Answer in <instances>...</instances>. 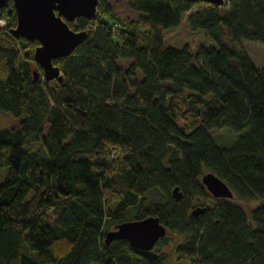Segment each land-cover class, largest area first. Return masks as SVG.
Returning a JSON list of instances; mask_svg holds the SVG:
<instances>
[{"label":"trees","instance_id":"16d2710c","mask_svg":"<svg viewBox=\"0 0 264 264\" xmlns=\"http://www.w3.org/2000/svg\"><path fill=\"white\" fill-rule=\"evenodd\" d=\"M8 2L0 10V264H168L125 240L105 246L129 207L132 221L152 216L165 226L159 245L176 237L179 262L264 264V67L241 42L264 45V0L224 8L98 0L95 19L68 24L88 37L53 61L62 84L34 81L38 42L10 35ZM224 129L236 139L220 148L211 133ZM204 172L254 205L213 198ZM151 190L164 202L146 205ZM199 202L211 205L194 217Z\"/></svg>","mask_w":264,"mask_h":264},{"label":"water","instance_id":"95a60500","mask_svg":"<svg viewBox=\"0 0 264 264\" xmlns=\"http://www.w3.org/2000/svg\"><path fill=\"white\" fill-rule=\"evenodd\" d=\"M8 1L12 2L15 14V26L9 30L10 35L15 39L38 42L33 61L40 71H32L34 81L42 75L46 82L57 80L62 84L64 79L53 61L71 55L88 37L87 31H74L68 24H74L78 18L95 19L98 0H0V10ZM185 1L204 2L220 8L226 5V0ZM201 183L213 198L230 200L234 197L229 187L211 172L202 175ZM171 196L176 201L181 199L178 187L172 190ZM204 212L205 208L197 207L191 215L198 217ZM166 234V228L158 218L150 216L120 223L115 230L105 234L104 244L109 246L114 241L125 240L137 250L150 252Z\"/></svg>","mask_w":264,"mask_h":264},{"label":"rangeland","instance_id":"374dc122","mask_svg":"<svg viewBox=\"0 0 264 264\" xmlns=\"http://www.w3.org/2000/svg\"><path fill=\"white\" fill-rule=\"evenodd\" d=\"M242 45L245 49V51L247 52L248 56L250 57V59L252 60V62L255 64V66L257 68H262L264 67V45L262 44H256L247 40H242ZM211 137L214 139L216 145L220 148H227L230 145L233 144V142L236 139L235 134H233L231 131L224 129V130H220L217 132H213L211 133ZM6 170L3 169V171L1 172L0 175V183L3 181L4 179V175H5ZM207 173V172H204ZM103 196L104 198L108 197V190H104L103 191ZM164 196H162L160 193H158L156 190H151L149 192H147L144 196V200L146 205H150V204H155V203H163L164 202ZM233 201H235L236 203H238L239 205H241L243 208H248L250 206H253L254 204H249L247 202L244 201H239L238 198H234ZM115 204H112L110 206L111 209L114 208ZM209 206L211 205L210 202H199L197 204L196 207H201V206ZM136 207H129L127 209V213L124 217V220L127 221H132L134 219L135 216V212H136ZM115 228V226L113 227ZM167 236H169L167 234ZM174 239V240H173ZM175 240L176 237L175 236H171L170 240H167L166 244H161L159 245V243L157 245H155L154 250H152V253H163L166 256L167 259V263L168 264H187L184 261H180L176 258L175 254L173 253V249H174V245H175ZM24 253L26 255H28L29 257H34L35 253L31 252L28 250V248L25 246L24 247Z\"/></svg>","mask_w":264,"mask_h":264},{"label":"built area","instance_id":"2783aa9c","mask_svg":"<svg viewBox=\"0 0 264 264\" xmlns=\"http://www.w3.org/2000/svg\"><path fill=\"white\" fill-rule=\"evenodd\" d=\"M4 24H5L4 20H1V21H0V27H3Z\"/></svg>","mask_w":264,"mask_h":264},{"label":"flooded vegetation","instance_id":"af4514ba","mask_svg":"<svg viewBox=\"0 0 264 264\" xmlns=\"http://www.w3.org/2000/svg\"><path fill=\"white\" fill-rule=\"evenodd\" d=\"M8 4H9V2L7 3V5H8ZM5 7H6V6H5ZM5 7H4V8H5Z\"/></svg>","mask_w":264,"mask_h":264}]
</instances>
